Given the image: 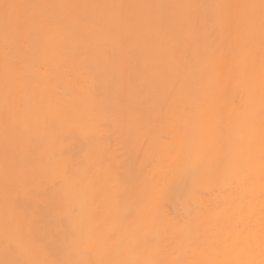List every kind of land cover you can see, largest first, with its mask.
Returning <instances> with one entry per match:
<instances>
[{"label":"bare ground","instance_id":"bare-ground-1","mask_svg":"<svg viewBox=\"0 0 264 264\" xmlns=\"http://www.w3.org/2000/svg\"><path fill=\"white\" fill-rule=\"evenodd\" d=\"M82 80L130 101L163 122L180 152L195 142L221 162L226 179L210 184L191 241L164 207L149 219L83 186L34 174L50 145L33 124L41 97L55 98L50 74ZM115 147V145L113 146ZM70 161L72 141L57 146ZM28 182L48 193L33 204ZM10 187L22 237L84 264L184 258L202 264L264 259V0H0V187ZM7 253L0 259L7 260Z\"/></svg>","mask_w":264,"mask_h":264},{"label":"clouds","instance_id":"clouds-1","mask_svg":"<svg viewBox=\"0 0 264 264\" xmlns=\"http://www.w3.org/2000/svg\"><path fill=\"white\" fill-rule=\"evenodd\" d=\"M48 86L57 95L41 97L34 108L33 124L45 134L42 150L33 160L31 170L42 181H60L73 194L87 185L99 189L106 202L125 211L136 205L151 219L164 207L167 194L169 215L178 225L182 241L199 234V205L208 186L226 179L228 161L210 156L203 146L189 141L183 150L165 140L163 122L147 120L134 104L112 95L106 89L95 91L94 84L72 77L50 74ZM76 141L77 154L65 161L67 153L57 146ZM115 145V147H113ZM46 185L28 182L23 186L26 197L39 203L48 194ZM10 187H0V253L10 258L0 264H84L69 253L43 250L22 237L23 218L13 213ZM122 264H202L184 258V250L173 259H146ZM260 264H264V259Z\"/></svg>","mask_w":264,"mask_h":264}]
</instances>
